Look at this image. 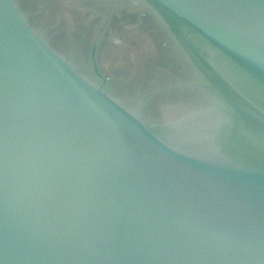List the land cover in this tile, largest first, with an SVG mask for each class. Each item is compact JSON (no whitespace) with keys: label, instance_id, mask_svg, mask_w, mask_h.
<instances>
[{"label":"water","instance_id":"water-1","mask_svg":"<svg viewBox=\"0 0 264 264\" xmlns=\"http://www.w3.org/2000/svg\"><path fill=\"white\" fill-rule=\"evenodd\" d=\"M24 1L0 0V264H264V0H129L101 25L85 0L76 35ZM124 24L151 41L118 77L100 52ZM155 70L200 103L158 119L129 94Z\"/></svg>","mask_w":264,"mask_h":264},{"label":"rangeland","instance_id":"rangeland-1","mask_svg":"<svg viewBox=\"0 0 264 264\" xmlns=\"http://www.w3.org/2000/svg\"><path fill=\"white\" fill-rule=\"evenodd\" d=\"M85 0H30L24 1L26 7L32 11L35 19L41 26V29L48 35L60 34V32L68 31L70 35L76 33L77 23L73 18V10H77L79 4ZM95 2L90 7H85L91 11L92 16H98V25L110 24L109 20H105L103 13L98 11L97 8H101L107 12L108 15H117L121 9L127 7L129 0H89ZM134 1V0H133ZM83 3V2H82ZM103 6V8H102ZM81 9V7H78ZM89 19L81 18L78 24H85ZM126 29H129V33L124 32V38L117 49H105L102 48L100 52L101 64L103 69L107 72L109 69L118 72V77H123L122 72L127 69L128 73H131L136 63L142 59L144 52L149 51L148 45L151 38L144 30L132 25L130 28L128 24H124ZM63 30V31H60ZM96 31V30H95ZM45 33V34H46ZM95 32L91 31L87 37L90 38ZM104 29L101 33L103 35ZM76 35V34H75ZM75 37H70V41H75ZM104 39V38H103ZM72 43V42H71ZM74 43V42H73ZM150 46V45H149ZM105 49V51H104ZM112 50V51H110ZM153 54L151 55V58ZM150 61L151 59L148 58ZM117 69V70H116ZM170 80L166 76L159 74L155 70V74L151 78H144L139 85L130 87V95L137 94L141 97L142 94L148 95L143 97L144 102L150 113L154 114L158 119L170 118L180 115L188 107H193L195 104H199L200 101L196 97V93L184 92V90L167 88ZM166 85V86H164ZM177 92L174 95L172 92Z\"/></svg>","mask_w":264,"mask_h":264}]
</instances>
